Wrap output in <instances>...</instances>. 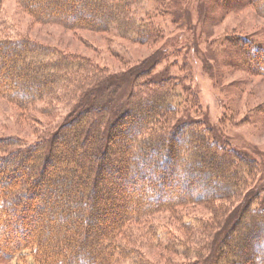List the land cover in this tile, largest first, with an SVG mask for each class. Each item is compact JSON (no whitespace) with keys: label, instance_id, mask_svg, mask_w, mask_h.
Segmentation results:
<instances>
[{"label":"trees","instance_id":"16d2710c","mask_svg":"<svg viewBox=\"0 0 264 264\" xmlns=\"http://www.w3.org/2000/svg\"><path fill=\"white\" fill-rule=\"evenodd\" d=\"M142 1L18 0V7L37 24L113 31L156 45L165 37L155 22L161 13L139 19L135 11ZM207 5L223 15L249 7L264 18V0ZM223 43L237 57L228 68L264 75L261 40L238 36ZM158 57L143 64L149 66L145 73L130 72L137 74L129 85L134 89L114 116L112 105L128 89L120 87L126 80L116 81L119 87L103 103L98 92L111 78L90 59L28 38L0 39V99L22 117L41 102L70 107L68 117L32 145L0 137L3 262L209 264L218 231L224 230L222 214L257 181L258 163L220 145L203 124L179 118L178 90L189 89L175 77L153 81ZM196 206L209 216L186 211ZM219 243L214 264H264V206L244 208ZM147 250L159 251L161 262Z\"/></svg>","mask_w":264,"mask_h":264},{"label":"rangeland","instance_id":"374dc122","mask_svg":"<svg viewBox=\"0 0 264 264\" xmlns=\"http://www.w3.org/2000/svg\"><path fill=\"white\" fill-rule=\"evenodd\" d=\"M208 1L143 0L136 8V16L145 20L159 11L161 14L155 22L165 35L158 44L149 45L139 44L132 38H119L113 31L99 34L37 24L19 11L18 0H4L0 10V39L20 41L28 38L90 59L105 69L111 78V85L103 88L105 84L97 93L103 103L110 99L109 93L119 87L115 86L116 81L126 80L120 85L122 89L129 86L134 76L145 73L149 68H143V64L153 55L159 56L157 59L161 62L153 81L175 77L189 89V92L178 90L181 95L178 101L182 105L179 118L203 124L201 127L207 129L220 145L234 148L258 163L257 181L245 194L246 198L244 196L243 200L233 203L228 207L230 212L222 214L226 218L222 225L224 230L218 231L207 262L214 264L222 234L236 221L241 211L250 205L260 209L264 206V118H258L264 116V75L229 69L227 65H232L229 60L237 61V57L223 43L238 36L264 43V18L249 7L223 15L220 10L208 8ZM135 71L137 74L131 77ZM128 86L112 105L114 116L124 108L127 95L134 89ZM37 105L22 117L17 108L0 99V137H13L27 146L32 145L43 132L44 135L53 132L70 111V107L62 103L47 106L46 102H41ZM182 136L186 138L187 133ZM151 181L148 179V183ZM186 211L207 217L210 214L197 206ZM163 219L178 230L170 214H164ZM146 252L150 258L161 262L159 251ZM0 264L7 263L0 258ZM9 264L24 263L17 259ZM25 264L34 263L29 259Z\"/></svg>","mask_w":264,"mask_h":264}]
</instances>
